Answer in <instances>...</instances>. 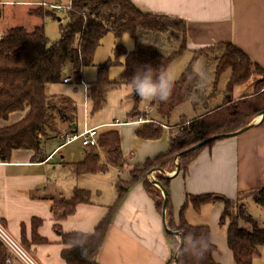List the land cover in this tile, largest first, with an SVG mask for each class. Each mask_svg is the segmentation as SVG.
Returning a JSON list of instances; mask_svg holds the SVG:
<instances>
[{
    "label": "trees",
    "instance_id": "obj_1",
    "mask_svg": "<svg viewBox=\"0 0 264 264\" xmlns=\"http://www.w3.org/2000/svg\"><path fill=\"white\" fill-rule=\"evenodd\" d=\"M42 9L45 10L40 6L29 14L39 17L55 16L54 10L43 12ZM66 14L68 24L61 28V39L58 43L50 44L43 27H35L32 30L13 27L5 30L0 36V122L8 121L13 113L25 114L20 121L0 128V162L8 161L10 154L15 150H38L42 136L46 137L53 131L57 117L64 122H73L76 119L73 101L66 98L54 99L47 95V89L51 85L63 84V79L68 73L72 74L76 82L81 83L84 70L94 66L95 52L106 35L113 34L117 38L129 35L135 40V47L133 51L128 52L118 45L114 50L115 60L98 67L96 81L87 86V97L93 114L104 107L106 92L109 89L120 84L128 86V80L138 67L151 65L153 68L167 69L172 61L187 49L185 21L144 12L129 0H75ZM149 33L168 35L167 46L172 47L174 52L165 56L160 48L143 42L144 36ZM195 55H211L216 59L215 83L226 71H230L228 95L224 103L208 109L193 120L182 121L181 134L172 135L166 154L148 160L142 166L134 167L129 182L117 183L118 199L108 217L96 227L94 234L73 233L63 236L64 242L72 246L62 254L67 264H97L96 259L111 225L112 214L136 182H143L146 192L155 202L157 211L162 214L164 197L161 191L147 180V175L153 170L172 172L175 160L182 152L210 137L237 133L249 126L253 119L264 111V69L245 52L230 44H219ZM121 57L124 58V72L118 80L111 81L109 68L113 63L120 64ZM250 81H254L253 93L233 100V88ZM193 83L188 81L185 71L167 102L154 101L162 119L168 120L173 111L185 103H197L196 100L189 99ZM162 133V124L151 122L138 132V136L141 139L158 140ZM215 142L180 157L179 173L187 175L190 165L199 153ZM98 143L99 149L106 155L107 163L101 162L97 149L93 147L86 159L73 167L77 176L104 173L109 166L120 168L124 165L120 136L116 130L100 134ZM157 181L167 192V226L171 231L179 233L184 240L183 248L177 256V264H218L214 260L216 246L211 241V229L208 226H192L184 218L185 210L189 206L200 212L204 205L216 202L223 203L219 224L226 225L227 246L233 254L235 264H253L259 249L264 247V228H260L256 220L247 213L244 204L240 203L243 199L231 201L213 194H187L177 223L170 198V179L160 175ZM245 199H251L264 208V189L249 193ZM89 201L88 191L76 189L71 199L55 202L52 213L58 221L65 220L73 215L78 204ZM241 223L249 228L241 226ZM167 238L174 257L180 247V239L170 234H167ZM205 240H209L210 245L203 257L197 260L198 249ZM82 241L86 242L87 257L82 256L80 248L75 246ZM6 259L7 250L0 243V264H7ZM173 261L174 258L169 264H173Z\"/></svg>",
    "mask_w": 264,
    "mask_h": 264
},
{
    "label": "crops",
    "instance_id": "obj_2",
    "mask_svg": "<svg viewBox=\"0 0 264 264\" xmlns=\"http://www.w3.org/2000/svg\"><path fill=\"white\" fill-rule=\"evenodd\" d=\"M129 1L142 11L153 14L182 18L184 21L201 18L203 23L188 24L187 50L198 53L219 44H230L245 52L264 69V0ZM238 89L235 86L231 92L233 100L253 93L242 94ZM85 92L87 97V86ZM225 99L214 108L221 106ZM24 115L22 113L9 125L20 121ZM140 118L144 122H139ZM58 119L54 122L53 131L46 137L42 136L38 150H15L8 161L0 162V224L39 264H67L62 254L72 246L64 242L63 236L73 233L92 235L96 227L108 217L118 199L117 183L108 176L111 170L117 171V178H126L122 182H129L134 167L166 154L170 144L168 135L171 128L163 123H160L163 127L162 137L146 140L141 139L138 132L156 121L146 116H137L130 122L116 119L105 126L115 128L120 136L124 165L120 168L109 166L104 173L77 176L73 167L82 163L92 148L82 145L85 149L80 153H73L70 159L63 156L64 161L55 162V155L61 152V148L73 144L67 143L66 136L78 134L75 119L73 122H59ZM190 120L193 118L180 120L177 125ZM252 124H255L254 127L247 132L219 140L200 152L190 165L188 174H183V179L182 173L175 175L176 170L165 171L166 174L152 171L155 180L160 175L170 179V198L177 223L187 194H213L236 201L242 194L264 189V119L257 116ZM100 134L98 132V137ZM97 151L101 162L106 164L104 151ZM80 179L82 182H79ZM76 189L90 193L89 203L78 204L73 215L58 221L52 213V206L63 199H71ZM220 203L208 204L214 206L211 226V241L216 246L214 260L218 264H235L226 237L222 256L218 250L217 232L214 229L223 211V203ZM185 215L186 212L184 218L187 221ZM262 257L264 247L259 249L253 264H259ZM173 258L162 214L157 211L143 182H136L113 212L96 262L169 264ZM11 264L21 263L13 259Z\"/></svg>",
    "mask_w": 264,
    "mask_h": 264
},
{
    "label": "rangeland",
    "instance_id": "obj_3",
    "mask_svg": "<svg viewBox=\"0 0 264 264\" xmlns=\"http://www.w3.org/2000/svg\"><path fill=\"white\" fill-rule=\"evenodd\" d=\"M67 2L68 0H0V33L13 27H24L27 30H32L34 26H39L43 27L45 35L50 44L58 43L61 39V28L66 27L68 24L66 10L55 11L56 13L54 17L46 15H44L43 17L31 16L29 15V13L30 9L36 8V5L38 3L46 4L45 10L42 9L43 12H46L47 10H50L49 5H65L67 4ZM172 18L176 17L172 16ZM178 19L183 20L182 18ZM202 21L203 20H201V18H197L196 20H185L187 28L189 23V26H191L195 23H203ZM125 40L128 41V44L125 43ZM167 40L168 35L154 33H149L143 38V42L155 45L156 47L160 48L161 52L165 56H170L174 52V49L167 46ZM118 45L125 48L128 52H131L135 47V40L129 35H124L119 38L115 37L113 34L106 35L103 38L101 45L95 52L94 66L86 68L84 70V73L81 77L82 85L86 87L94 83L97 79L98 67L107 62H113L115 60L114 50ZM196 60L201 61L208 72V79L205 83V86L200 88L198 99L196 100L197 103L195 105L188 102L177 107L168 120L162 119L158 115L157 107L154 104V101L149 102L142 101L141 99H136L135 95L131 93L129 86L124 84H120L112 89H109L106 92V103L104 107L102 108V110L94 114L91 111V103L86 97L85 87H83L81 83L76 82V80L70 73H68L67 75L72 77L73 79L71 84L64 85L61 83L51 85L47 89V95L50 97H54V99H70L76 104L77 107L74 110V114L76 118L75 121L77 123V135H80L84 131L90 130L94 127H97L98 132L103 134L109 130L115 129L113 127L108 128L107 126H105V124L114 123L116 119H118L120 122H130L135 120L137 116H146L153 121L163 123L164 125L171 128L172 134L170 133L168 136L172 138L173 136H180L181 134L183 126L180 124L179 126L177 125L180 120H187L191 118L194 119L198 116H201L205 111L211 109V107L214 108L216 105L220 104L222 100L228 95L230 71H226L221 76L220 80L215 83V70L217 61L214 57H211V55L196 56L195 52L193 53L187 49L182 52L179 57L173 60L169 66V68L174 69L177 82L180 81L185 71L188 70L191 64ZM123 61L124 58L121 57L119 61L120 64L113 63L114 65L109 68V79L111 81L118 80L123 74ZM253 85L254 81H250L248 84L238 86V92H243L242 94L252 93ZM21 114L22 113H13L12 115H10L8 121L0 122V127L9 125L15 118H17ZM57 121L60 122L62 120L58 119ZM61 149V152L55 155V162L64 161L62 158L63 156L66 157L65 159H70L73 153H80L83 149L82 139L76 140L75 142H73V144L64 146ZM177 162L179 161L175 160L172 172H175ZM69 171L71 172V169ZM108 176L112 177L115 180L114 183H119L121 182V180L126 179L124 177L117 178V171L115 170H111ZM147 177L148 181H150V179L153 180L152 175L148 174ZM181 178L183 179V174ZM81 180L82 179H80L79 182H82ZM246 196V194H242L240 196L241 198L238 200L243 199L240 203L244 204L247 213L254 220H256V222H258L260 228H264V208L257 205L251 199L244 200V197ZM213 207L214 206L208 204L204 205L201 208L200 212H197L192 207H189L185 210L187 221L192 226H208L210 229H212L211 226L214 221L212 219ZM241 226L249 228L244 223H241ZM226 230V225L221 226L218 223L215 225L214 231L217 232V245L219 254L221 256L223 255L222 247L224 246L223 244L225 242L224 239L226 237ZM259 262V264H264V257H262Z\"/></svg>",
    "mask_w": 264,
    "mask_h": 264
},
{
    "label": "clouds",
    "instance_id": "obj_4",
    "mask_svg": "<svg viewBox=\"0 0 264 264\" xmlns=\"http://www.w3.org/2000/svg\"><path fill=\"white\" fill-rule=\"evenodd\" d=\"M142 41V40H141ZM128 44V41L125 40ZM187 71V79L193 83V89L189 95L190 100H197L200 88L205 86L208 79V72L201 61L196 60ZM177 78L174 69L153 68L151 65L138 67L134 75L128 80V86L131 93L139 96L142 101H160L167 102L171 97L176 86ZM85 241L79 242L81 255L87 257L88 249L85 247ZM210 245L209 240L198 249L197 260L203 257L204 252Z\"/></svg>",
    "mask_w": 264,
    "mask_h": 264
},
{
    "label": "built area",
    "instance_id": "obj_5",
    "mask_svg": "<svg viewBox=\"0 0 264 264\" xmlns=\"http://www.w3.org/2000/svg\"><path fill=\"white\" fill-rule=\"evenodd\" d=\"M75 0H68L67 4L61 5H49V8L54 11H69L72 8V4ZM46 4H43L45 6ZM72 78L67 76L63 79V84H71ZM82 83V82H81ZM139 122H144L143 119H138ZM119 124V122L117 123ZM82 139V145L86 148H98V132L97 129L86 130L80 135H67V143L75 142L76 140ZM0 243L7 250L6 263L11 264L13 259L18 260L21 264H39L34 258L5 230L0 224Z\"/></svg>",
    "mask_w": 264,
    "mask_h": 264
},
{
    "label": "water",
    "instance_id": "obj_6",
    "mask_svg": "<svg viewBox=\"0 0 264 264\" xmlns=\"http://www.w3.org/2000/svg\"><path fill=\"white\" fill-rule=\"evenodd\" d=\"M58 20H60V19H58ZM135 98L136 99H140L138 95L135 96ZM259 116H261V119H264V111ZM254 125L255 124H252L251 123L249 126L243 128L242 130H240V131H238L237 133H234V134H230V135H216V136L210 137V138H208L206 140H203L200 143L196 144L195 146H193V147L189 148L188 150H186V151L182 152L181 154H179L177 156L176 160L178 161L179 158L182 157L183 155H185V154H187L189 152L198 150V149L206 146L209 143H212V142H215V141H219V140H223V139H227V138H230V137H235V136L241 135V134L247 132L252 127H254ZM179 170H180V166L178 165V162H177L176 163V172H175V175L177 173H179ZM153 171H156V170H153ZM158 171H160L162 174H166L164 170H158ZM149 175H152V171L149 173ZM150 182L161 190L162 195L164 197V202H163V206H162V209H163L162 210V222H163V226H164L165 232L167 234H170V235L178 236L179 239H180V247H179V249L176 251V253L174 255V263L177 264V256H178L179 251L183 248L184 240H183V237L181 235H179V233L171 231L168 228V226H167V222H166V209H167V206H168V199H167V192H166L165 188L157 180H155L154 178Z\"/></svg>",
    "mask_w": 264,
    "mask_h": 264
}]
</instances>
